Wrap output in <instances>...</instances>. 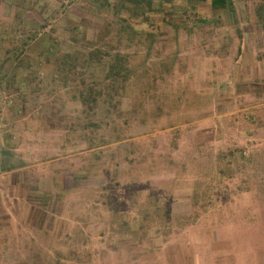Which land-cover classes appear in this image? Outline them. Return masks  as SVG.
Returning <instances> with one entry per match:
<instances>
[{"label": "rangeland", "instance_id": "1", "mask_svg": "<svg viewBox=\"0 0 264 264\" xmlns=\"http://www.w3.org/2000/svg\"><path fill=\"white\" fill-rule=\"evenodd\" d=\"M120 1L0 0V264H264V101L225 64L264 0Z\"/></svg>", "mask_w": 264, "mask_h": 264}, {"label": "crops", "instance_id": "2", "mask_svg": "<svg viewBox=\"0 0 264 264\" xmlns=\"http://www.w3.org/2000/svg\"><path fill=\"white\" fill-rule=\"evenodd\" d=\"M264 19V16H262ZM264 26L254 25L252 30L241 28L235 34V31H230L229 39L226 38V46L229 48V53L226 54L225 64H227L228 76L232 75L238 78L237 93L242 97L249 99L264 101ZM252 36L259 39L257 44L251 46L253 53L252 58L246 59V51L250 50L247 46L244 50V43L247 37ZM227 48V47H226ZM251 80L248 81L247 78ZM246 78V80H242Z\"/></svg>", "mask_w": 264, "mask_h": 264}, {"label": "trees", "instance_id": "3", "mask_svg": "<svg viewBox=\"0 0 264 264\" xmlns=\"http://www.w3.org/2000/svg\"><path fill=\"white\" fill-rule=\"evenodd\" d=\"M162 0H160L159 2H161ZM167 1H172V0H167ZM230 0H210L209 3L211 5V7L213 9H219V8H225L228 3H229ZM231 2V1H230ZM126 3L130 4L132 6V11H136L138 9H141L143 7H146L147 9H152V6L154 4V1L153 0H121L120 1V5H121V8H125L126 6ZM42 27V26H41ZM23 49H21L22 51ZM48 51V50H47ZM48 53V52H47ZM120 60H121V56L120 54H116L114 55V59L112 61H114V63H111V66H110V69H109V72L106 74V80H109V76L112 74V73H115L118 75L120 73V68L116 69L117 67L120 66ZM4 64V63H3ZM2 64V68L4 67V65ZM2 70V69H1ZM6 72H2L0 71V78L2 76H5ZM118 88H122V86L119 84ZM89 96L90 94H84L82 93V91L80 92V97H81V102L85 105H87L91 100L89 99ZM64 191V190H63ZM165 198L162 197V196H157L155 197V200H154V206H156L154 208V211H150L149 210V203L151 202H148L146 204H143L141 207L142 208H145V212H144V209L140 208L135 210V212L132 213V215H135L133 216V218H128L127 220H123L121 222L122 225H125L128 229H133L135 230V226L138 225V226H141L142 224V221L146 220L147 216L148 215H159V221L161 220H164V217H168L170 212L168 211V207L166 206V203H165ZM157 207H159L157 209ZM162 209V210H160ZM144 212V214H143ZM162 213H163V219H161L162 217ZM159 225H162V223L160 222ZM120 226V225H118ZM58 253V251H56ZM59 255V253H58Z\"/></svg>", "mask_w": 264, "mask_h": 264}]
</instances>
